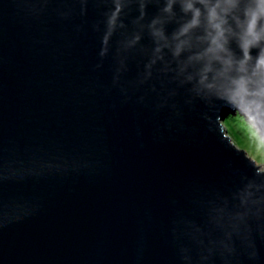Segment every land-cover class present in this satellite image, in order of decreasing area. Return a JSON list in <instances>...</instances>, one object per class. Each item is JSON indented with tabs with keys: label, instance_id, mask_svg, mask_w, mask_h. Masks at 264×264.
Wrapping results in <instances>:
<instances>
[{
	"label": "water",
	"instance_id": "1",
	"mask_svg": "<svg viewBox=\"0 0 264 264\" xmlns=\"http://www.w3.org/2000/svg\"><path fill=\"white\" fill-rule=\"evenodd\" d=\"M264 0H0V264H264Z\"/></svg>",
	"mask_w": 264,
	"mask_h": 264
},
{
	"label": "trees",
	"instance_id": "2",
	"mask_svg": "<svg viewBox=\"0 0 264 264\" xmlns=\"http://www.w3.org/2000/svg\"><path fill=\"white\" fill-rule=\"evenodd\" d=\"M228 124V125H227ZM227 135L230 137L231 133L245 137L249 153H255L256 151L264 153V146L258 139L254 129L247 124V122L239 115H228L227 118L222 122ZM232 131V132H231ZM249 155V154H248Z\"/></svg>",
	"mask_w": 264,
	"mask_h": 264
},
{
	"label": "rangeland",
	"instance_id": "3",
	"mask_svg": "<svg viewBox=\"0 0 264 264\" xmlns=\"http://www.w3.org/2000/svg\"><path fill=\"white\" fill-rule=\"evenodd\" d=\"M230 138H231L233 144H235V146H237L240 149L245 150L247 155L249 154L248 156L255 161V164L258 165L261 170H264V153H261V152H258V151H256L255 153H249L248 149L245 147L247 145V141H246L245 137H240L239 135H235V133H231ZM258 139H259V137H258ZM261 145L264 146L263 143Z\"/></svg>",
	"mask_w": 264,
	"mask_h": 264
},
{
	"label": "clouds",
	"instance_id": "4",
	"mask_svg": "<svg viewBox=\"0 0 264 264\" xmlns=\"http://www.w3.org/2000/svg\"><path fill=\"white\" fill-rule=\"evenodd\" d=\"M227 134V133H226Z\"/></svg>",
	"mask_w": 264,
	"mask_h": 264
}]
</instances>
